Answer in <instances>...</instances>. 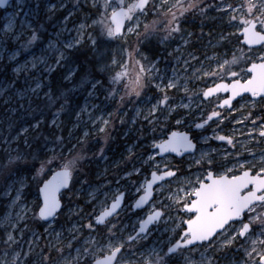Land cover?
Wrapping results in <instances>:
<instances>
[{
  "label": "snow or ice",
  "instance_id": "obj_1",
  "mask_svg": "<svg viewBox=\"0 0 264 264\" xmlns=\"http://www.w3.org/2000/svg\"><path fill=\"white\" fill-rule=\"evenodd\" d=\"M7 2L0 0V5ZM92 6L96 11L86 15L79 25H74V37L65 40L62 45L49 42L51 57L47 52L40 57L32 56L30 64L27 60L17 62L13 71L17 74L29 72L30 69H37L42 62L51 72L54 67L67 63L70 57L80 52V63L76 64L75 69H69L64 78L71 79L73 73L80 70L81 83H90V95H95L104 87V83L93 75L97 66L90 61L88 53L99 51L101 42L122 40L130 44L131 34L137 37V44L141 38L156 36L161 44L167 45L179 36L183 46H189L191 51L185 53L181 44L176 45L173 53L179 55H175L176 63L171 65L169 75L168 64H165L163 71L158 67L160 56L149 59L138 49H124L121 44L120 49L127 51L128 59L120 63L113 56L112 63L119 64L120 70L111 76L110 83H123L124 88L121 92L112 87L105 96V100L115 99L116 93L120 92L119 107L105 115L100 105L92 104L75 113L78 120H83L82 114L87 111L88 120L95 126L97 135L103 134L102 138L107 142L110 129L115 127V119L118 117L121 124L125 123V118L119 116L122 107L125 104L134 106L146 89L154 87L160 95L155 103L149 101L150 107L144 119L153 125V131L159 127L161 136L152 140L153 151L143 159L142 166L133 169L136 173H142L146 171L143 166L147 165L151 172L150 178L146 175L142 182H135L138 184V196L131 204L125 203V192L119 188L111 196L106 191V200L101 203L102 210L88 218L86 225L74 226L75 234L66 242L67 255L64 254L65 242L60 233L56 234L60 264H179L180 257H183L184 264H219L216 253H221L225 258L231 255L229 264H264V149L256 150L257 145L264 144V115L247 110L249 105L252 109L264 107V0H118L115 3L103 0L102 4L100 0H92ZM213 10L217 13L213 18L223 20L226 17L232 29L231 32L219 34L220 41H235L231 58H228L227 52L222 57L216 52L211 57L205 54L203 59L197 54L198 50L192 47L191 40L203 39V20L199 25V36L184 29L185 22L195 23L201 17L207 19ZM149 14L154 17L151 21L147 20ZM67 20L68 17H65ZM5 27H10V24ZM104 36L108 40L98 39ZM209 36L211 44V33ZM37 38L33 31L30 39L24 41L9 58L15 60ZM173 53L168 55L172 56ZM213 59L214 64L205 65V61ZM102 70H107V65ZM125 77L127 83H124ZM203 77L210 78L212 82L208 84L205 81L206 86L200 87L199 91L190 86L192 80ZM45 87L47 91H43ZM41 91L43 99H39ZM66 92L67 89L57 94V89L42 85L39 79L35 88L23 89L22 95L29 96V106L36 104L32 116L34 123L27 128L20 127L19 132L14 137L5 138L4 143L19 140L20 134L28 133L29 129H39L45 114L52 108H56V114L63 111L69 104ZM179 92L185 94L187 103L183 97H180V103L173 102ZM201 93L203 98H200ZM221 93L226 95L221 96ZM32 96L37 99L32 100ZM194 96L200 99V104L211 105L207 113L199 109V119L191 111H179L190 110ZM236 98L239 100L234 104ZM94 109L100 110L99 115L95 114ZM233 113L238 115L234 116ZM140 114L137 110V115ZM161 120L164 122L161 123ZM171 120H174L175 127L167 123ZM210 121L215 125L214 138L222 142V146L226 144L230 148L225 147L220 151L211 145L207 148L200 145L201 140L207 142L209 137L203 133L198 136L194 130H204ZM226 121L239 127H233L231 134L225 133L223 125ZM51 122L56 125L55 114ZM132 122H136L135 117ZM180 128L185 130L181 131ZM237 133L244 139L237 140ZM88 136L86 129L81 140ZM24 143L28 144L29 141L25 139ZM238 144L243 152L237 147ZM104 152L102 145L99 154L103 155ZM244 152L248 155L245 156ZM172 153L179 156L181 162L188 158L186 172L178 165L164 162L174 159ZM29 156H32L31 151L18 150L15 156L9 154L6 161L0 157V173L15 175L20 170L19 162H26ZM57 156L53 151L51 156L42 160L34 176L37 187L35 209L38 210L34 211V215L45 223L54 221L59 215L61 189L68 188L80 167L79 161L84 158L82 153L70 158L60 155L61 163L57 170L50 179L42 180V173L50 168ZM124 175L130 176L131 173L125 172ZM15 199H20L19 190ZM108 199L110 204L107 203ZM122 212H132L136 216V224L131 231H127L128 226L122 223ZM161 224L165 226L164 231L171 234L166 250L165 246L143 248L137 244L147 239ZM16 227L15 223L11 224L13 231L6 233V245L16 243ZM84 227L89 234L81 243L79 237ZM197 251L200 252L198 261L192 256ZM209 252L212 254L209 255ZM12 254L13 260L9 261L5 253L4 264H20L22 253L13 249ZM45 259L51 260V257L45 256Z\"/></svg>",
  "mask_w": 264,
  "mask_h": 264
},
{
  "label": "rangeland",
  "instance_id": "obj_2",
  "mask_svg": "<svg viewBox=\"0 0 264 264\" xmlns=\"http://www.w3.org/2000/svg\"><path fill=\"white\" fill-rule=\"evenodd\" d=\"M102 2L103 0H100L101 4ZM111 2L115 3L118 0H111ZM126 2H130V0H126ZM95 11L92 0H14L0 13V157L6 161L9 154L15 156L18 150L31 151L32 153L26 162H19L20 170L15 175L8 176L6 172L0 173V264H4L5 253H7L9 261L13 260V249L22 253L19 257L20 264H60V253L56 250L59 247L56 234L60 233L62 241L65 242L64 254L67 255L66 242L72 234H75L73 232L74 226L86 225L88 218L102 210L101 203L106 200L104 193L107 191L111 196L118 188L116 179L119 165L120 191L124 190L131 199L135 197L138 194L136 192L138 184L135 182L143 181L142 174L145 171L136 173L133 169L141 167L143 159L150 153L147 151V154L142 155L141 148L143 145L140 142L147 139L146 144L149 147L154 138L158 139L161 136L160 128L157 127L153 131V125L144 119V115L147 114L150 107L149 101L155 103V99L160 95L154 87L146 89L134 106L129 107L125 104L119 112V116L125 118V123L121 124L120 122V150L118 147V117L114 121V129H110V138L105 142L102 138L103 134L97 135L95 126L88 120L87 111L82 114L83 120H78L75 113L92 104L100 105V108L105 110V115L108 111H113L119 107L120 92L116 93L115 99L108 98L105 100V96L112 87L120 89L121 92L124 88L123 83L116 85L110 83L111 76L120 70L119 64L112 63L113 56L120 63L128 59L127 51L120 49L121 44L124 45V49H138L139 52L146 54L149 59L160 56L158 67L163 71L165 64H168V74L171 75V65L176 63L174 57L179 55V53H173V49L176 48L177 44L183 46V40L179 39V36L167 45L161 44L156 36L148 39L141 38L140 43L137 44V37L131 34H129L130 44L124 43L122 40H112L110 43L101 42L99 51L88 53L90 61L97 66L93 75L104 83V87L100 88L95 95H90V83H81L80 70H76L71 79L66 80L64 78L69 69H75L76 64L80 63V59H78L81 56L80 52H76L74 56L70 57L67 63L54 67L51 72L46 70L42 62L37 65V69H30L29 72L17 74L13 71L17 62L23 63L27 60L30 64L32 56L40 57L47 52L48 56L51 57L52 49L48 47L49 42L62 45L65 40L74 37L76 35L74 25H79L86 15ZM216 16L217 13L213 10L207 19L201 17L196 19L195 23L189 22L192 28L184 26L185 31H193L196 36H199V25L203 20L205 25L203 39L191 40L192 47L198 50L197 54L200 55L201 59L205 54L211 57L213 52L221 57L227 52L228 58H231L232 52L235 51L234 40L232 43L227 40H219L221 32H231L232 29L228 26L226 17L223 20L214 19L213 17ZM65 17H68L67 21H65ZM153 18L151 14L147 16L148 21ZM189 19L191 21L192 18ZM88 22L91 23L90 20ZM143 22L144 18H142V24ZM9 24L10 27L6 28L5 25ZM33 31L36 32L37 40L32 43L27 51H21L20 56L16 57L15 60L10 59L11 54L19 49L24 41L30 39ZM98 31L99 27H97ZM209 33H211V44H209ZM98 39L101 41L108 40L106 36L98 37ZM183 50L187 53L191 51V48L183 46ZM169 53H173V55L169 56ZM208 63L214 64V59L205 61V65ZM104 65H107V70H102ZM37 79L42 85L57 89V94L67 89L66 95L69 98V104L59 114H56V108L47 112L39 129H29L28 133L20 134L19 140H13L11 144L4 143V139L14 137L19 132L20 127L27 128L29 124L34 123L32 116L36 104L29 106V96L22 95V90L29 87L35 88ZM205 81L208 84L212 82L210 78L203 77L201 80H192L190 86L199 91L200 87L206 86ZM124 83H127L126 77ZM47 90V87L43 88V91ZM43 91L40 92L39 99L44 98ZM180 97L184 98L185 103L188 102L183 92L177 93L173 102L180 103ZM31 99L36 100L37 97L32 96ZM202 106L208 107L210 105L200 104V99L194 96L191 109H179V111H191L192 115L198 119L199 109H202ZM237 107H239L238 104ZM137 110L141 113L140 115H137ZM247 110L256 115H264V107L258 106L252 109L249 105ZM93 111L99 115V109ZM54 114L56 115V125L51 122ZM233 115H238V113H233ZM133 117L136 118L135 123L132 122ZM37 118H39L38 115ZM163 122L161 120V123ZM167 123L170 126H175L174 120ZM233 127L239 126L226 121L223 130L225 133L231 134ZM86 129L89 136L81 140ZM207 136L209 137L207 142L201 140L202 147L207 148L211 145L210 142L214 141L215 145L211 146L220 151H223L225 147L230 148L226 144L218 145L219 142L214 138L213 133L207 134ZM25 139L29 141L28 144L24 143ZM236 139L243 140L244 137L237 133ZM102 145L105 147L103 155L99 154V148ZM130 147L131 153L129 152ZM237 147L243 152L239 144ZM261 149H264V144L256 146L257 152ZM53 151L58 154L57 159L50 168L44 170L42 180L48 179L57 170V166L61 163L60 155L70 158L71 155L82 153L84 158L79 161L80 167L74 173L71 185L62 192L63 207L59 215L55 217L54 221L44 223L34 215V211H38L35 209L37 187L34 176L41 161L51 156ZM243 154L248 155L246 152ZM164 162L169 163L170 161ZM143 167L146 171H151L147 165ZM179 167L183 168L184 165ZM83 168L88 170L83 171ZM125 172H130L131 175L125 176ZM21 183H23L22 188ZM17 190L20 194L19 200L15 199ZM109 201L110 199L107 200V203ZM122 217L123 225H127V231H131L132 226L136 224V216L132 212H122ZM12 223L17 225L14 230L16 243L9 246L4 241L7 240L6 233L13 231ZM164 227L161 224L147 239L138 241L137 244L143 248L165 246L166 250L171 234L164 231ZM88 234L89 230L84 227L83 233L79 237L81 243ZM29 247H31V252H29ZM72 254L75 255L74 250H72ZM211 254L209 252V255ZM45 256H50L51 260L45 259ZM192 256L194 260L198 261L200 252L197 251ZM216 257L219 258V264H229L232 259L231 255L225 258L221 253H216ZM179 264H184L183 257L179 258Z\"/></svg>",
  "mask_w": 264,
  "mask_h": 264
},
{
  "label": "flooded vegetation",
  "instance_id": "obj_3",
  "mask_svg": "<svg viewBox=\"0 0 264 264\" xmlns=\"http://www.w3.org/2000/svg\"><path fill=\"white\" fill-rule=\"evenodd\" d=\"M231 78H229V80H230ZM221 96H223V95H226V94H224V93H221L220 94ZM200 98H203L202 97V93L200 94ZM239 100V98L237 99V100H235L233 103L234 104H236L237 103V101ZM202 109H204V111H205V113H207L208 111H210L211 110V105L210 106H208V107H204V106H202ZM200 118V117H199ZM198 118V119H199ZM118 135H119V138H118V147H119V150H120V119L118 120ZM214 124H212V122L210 121L209 122V125H205V129L204 130H200V129H195L194 131H195V133L199 136L201 133H203V135H207V134H210L211 135V133H213V131H212V129L214 128ZM173 127H175V126H173ZM180 130L181 131H184L185 129L184 128H180ZM212 138H213V136H212ZM148 142V140L146 139L145 141L143 140L142 142H140V144H142L143 145V148H141V152H142V155H145V154H147V151H149V152H152L153 151V148H152V145L150 146L149 145V147H148V145L146 144ZM201 142L202 141H200V145H201ZM219 142V144L218 145H220V144H222V142H220V141H218ZM210 144L211 145H215V142L214 141H211L210 142ZM158 158V157H157ZM174 159H172L171 161H170V163H172V164H175V165H178V166H180V165H184V167L183 168H181L182 170H184L185 172L188 170L187 169V167H188V164H187V161H188V158L187 157H185L184 158V161L183 162H181V159H179V158H176V157H173ZM158 159H160V158H158ZM150 172L151 171H145L142 175H143V177H142V179L144 180V178H145V176L147 175L149 178H150ZM139 179H140V177H139ZM117 181L119 182V183H117ZM116 183H117V186H118V188L120 189V165H119V167H118V169H117V179H116ZM70 185H71V183H70ZM124 191V190H123ZM125 192V191H124ZM154 195H155V193H154ZM138 196V194L135 196V197H133L132 199L128 196V194L125 192V203L126 204H131L132 202H133V200H134V198H136ZM110 202L111 201H109V204H110ZM62 207H63V204H62ZM62 209V208H61ZM61 211V210H60ZM99 213V212H98ZM97 213V214H98ZM93 222H95L94 220H93Z\"/></svg>",
  "mask_w": 264,
  "mask_h": 264
},
{
  "label": "water",
  "instance_id": "obj_4",
  "mask_svg": "<svg viewBox=\"0 0 264 264\" xmlns=\"http://www.w3.org/2000/svg\"><path fill=\"white\" fill-rule=\"evenodd\" d=\"M13 0H8V2H7V4H5V5H0V10H5L7 7H8V5L12 2ZM225 94V93H224ZM238 98H236V100H237ZM235 101V100H234ZM233 101V102H234ZM172 155V157H176V158H179L180 159V157L179 156H177L175 153H172L171 154ZM158 158H160V157H158ZM52 176V175H51ZM51 176L48 178V179H50L51 178ZM71 183V182H70ZM69 186H70V184H69ZM69 186H68V188H69ZM67 188V189H68ZM64 190H66V189H61V193L64 191ZM61 208H62V202H61ZM61 210V209H60ZM60 210H58L59 212H60ZM42 222H44L43 220H41ZM45 223V222H44Z\"/></svg>",
  "mask_w": 264,
  "mask_h": 264
},
{
  "label": "trees",
  "instance_id": "obj_5",
  "mask_svg": "<svg viewBox=\"0 0 264 264\" xmlns=\"http://www.w3.org/2000/svg\"><path fill=\"white\" fill-rule=\"evenodd\" d=\"M1 11H2V10H0V13H1ZM184 26H185V27L192 28V26L189 24V22H185V23H184ZM91 62H92V61H91ZM85 170H88V169H87V168H83V171H85Z\"/></svg>",
  "mask_w": 264,
  "mask_h": 264
}]
</instances>
